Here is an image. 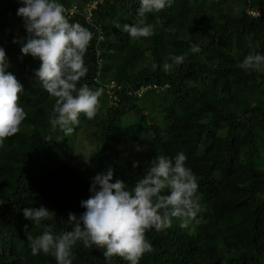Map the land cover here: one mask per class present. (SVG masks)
I'll list each match as a JSON object with an SVG mask.
<instances>
[{"label":"trees","instance_id":"trees-1","mask_svg":"<svg viewBox=\"0 0 264 264\" xmlns=\"http://www.w3.org/2000/svg\"><path fill=\"white\" fill-rule=\"evenodd\" d=\"M89 1L60 0L64 9L78 5L66 17L93 34L78 86L101 90L95 117L80 114L66 136L49 123L54 98L34 78L40 61L13 43L26 34L21 5L0 0V46L23 85L18 104L26 112L0 143V264H56L49 254L31 255L24 226L34 236L43 229L22 208L43 204L54 213L42 223L70 230L68 214L84 212L91 177L111 166L113 179L131 186L158 153L178 151L197 177L202 211L186 227L173 218L167 229L146 231L152 249L139 264H264V71L236 66L249 51L264 54V0H172L143 17L152 35L136 39L120 28L137 19L138 0H104L92 23ZM193 43L199 53L188 52ZM185 52L182 64L161 70L169 54ZM144 87L152 88L134 95ZM72 251L73 264H106L102 249L78 242ZM111 264L128 262L114 256Z\"/></svg>","mask_w":264,"mask_h":264},{"label":"clouds","instance_id":"clouds-1","mask_svg":"<svg viewBox=\"0 0 264 264\" xmlns=\"http://www.w3.org/2000/svg\"><path fill=\"white\" fill-rule=\"evenodd\" d=\"M18 3L21 6L16 14L22 18L26 34L19 39L14 37L13 43H19L22 56L31 55L40 61L34 78L54 98L49 123L67 136L80 114L91 120L98 110L101 90L86 83L78 86L88 71L84 55L93 34L79 22L69 21L60 0H18ZM171 3L172 0H138L135 22L117 27L131 39L148 37L152 35V25L145 23L143 17ZM188 52L199 53L200 46L193 43ZM188 52L169 54L161 70L167 73L182 64ZM236 66L245 71H264V54L249 51ZM9 67L5 49L0 46V143L19 131L26 117L24 108L18 104L23 85L7 71ZM186 160L183 151L171 157L158 153L144 175L131 186L119 178L113 179L114 170L108 166L90 178V195L80 201L84 212L79 216L70 212L67 220L72 226L60 233H55L50 224L42 223L52 220L54 213L43 204L22 208L24 218L43 229L34 236L28 231L29 225L24 226L31 255L49 254L56 264H73L72 249L79 242L84 248L102 249L106 264H111L114 256L128 264H139L141 256L152 249L146 231L167 229L173 218L180 221V227H186L202 211L197 177ZM138 164L133 161V167Z\"/></svg>","mask_w":264,"mask_h":264},{"label":"built area","instance_id":"built-area-1","mask_svg":"<svg viewBox=\"0 0 264 264\" xmlns=\"http://www.w3.org/2000/svg\"><path fill=\"white\" fill-rule=\"evenodd\" d=\"M104 0H91L87 5H86V9H85V16H86V21L88 23H92L93 22V19H92V13L93 11L96 9V7L101 4ZM65 12H68L70 16H74L75 14H77L79 12V9H78V5H73L71 6L70 8H67V9H64ZM251 15L253 16H257V15H260L258 12H250ZM116 84L115 82H111V84L109 85V91L110 92V96H113V89L116 88ZM152 87H144V88H141L138 92H135L134 95H138V96H141L144 92L150 90ZM154 89H158L157 86H154L153 87ZM113 99L116 100V97L113 96Z\"/></svg>","mask_w":264,"mask_h":264},{"label":"rangeland","instance_id":"rangeland-1","mask_svg":"<svg viewBox=\"0 0 264 264\" xmlns=\"http://www.w3.org/2000/svg\"><path fill=\"white\" fill-rule=\"evenodd\" d=\"M80 153H81V161H82V163L84 164L83 166H82V168L84 169V170H89L90 168H91V166L89 165V163H88V158H87V156H88V154H86L84 151H80ZM87 155V156H86Z\"/></svg>","mask_w":264,"mask_h":264}]
</instances>
